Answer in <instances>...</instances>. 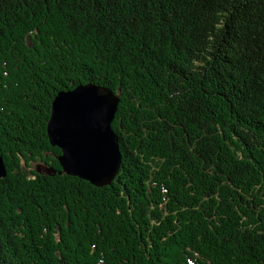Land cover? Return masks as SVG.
Here are the masks:
<instances>
[{
    "label": "trees",
    "instance_id": "16d2710c",
    "mask_svg": "<svg viewBox=\"0 0 264 264\" xmlns=\"http://www.w3.org/2000/svg\"><path fill=\"white\" fill-rule=\"evenodd\" d=\"M89 83L119 96L99 188L46 134ZM0 157V264H264V0H0Z\"/></svg>",
    "mask_w": 264,
    "mask_h": 264
},
{
    "label": "water",
    "instance_id": "95a60500",
    "mask_svg": "<svg viewBox=\"0 0 264 264\" xmlns=\"http://www.w3.org/2000/svg\"><path fill=\"white\" fill-rule=\"evenodd\" d=\"M118 104V95L97 85H79L56 95L46 134L50 145L61 152L56 159L63 173L97 188L113 181L121 163L118 138L111 127ZM44 172L54 174L49 168ZM5 175L0 157V178Z\"/></svg>",
    "mask_w": 264,
    "mask_h": 264
},
{
    "label": "bare ground",
    "instance_id": "6f19581e",
    "mask_svg": "<svg viewBox=\"0 0 264 264\" xmlns=\"http://www.w3.org/2000/svg\"><path fill=\"white\" fill-rule=\"evenodd\" d=\"M82 86H84V87H92L93 84H91V83H89V84H83Z\"/></svg>",
    "mask_w": 264,
    "mask_h": 264
},
{
    "label": "rangeland",
    "instance_id": "374dc122",
    "mask_svg": "<svg viewBox=\"0 0 264 264\" xmlns=\"http://www.w3.org/2000/svg\"><path fill=\"white\" fill-rule=\"evenodd\" d=\"M119 97V96H118Z\"/></svg>",
    "mask_w": 264,
    "mask_h": 264
}]
</instances>
